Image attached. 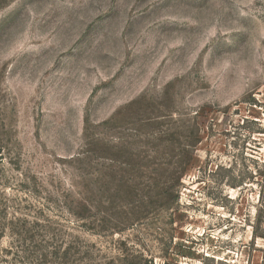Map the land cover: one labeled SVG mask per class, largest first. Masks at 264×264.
<instances>
[{"label": "rangeland", "instance_id": "obj_1", "mask_svg": "<svg viewBox=\"0 0 264 264\" xmlns=\"http://www.w3.org/2000/svg\"><path fill=\"white\" fill-rule=\"evenodd\" d=\"M263 162L264 0H0V264H264Z\"/></svg>", "mask_w": 264, "mask_h": 264}, {"label": "trees", "instance_id": "obj_2", "mask_svg": "<svg viewBox=\"0 0 264 264\" xmlns=\"http://www.w3.org/2000/svg\"><path fill=\"white\" fill-rule=\"evenodd\" d=\"M263 168H264V162L262 164ZM264 193V192H263ZM262 193V194H263ZM263 198V197H262ZM257 237H261V238H264V234H260L259 232H257L256 229H254L252 231V238L253 239H256ZM140 258V261H136L134 262V264H153V261L151 258H146V257H139Z\"/></svg>", "mask_w": 264, "mask_h": 264}]
</instances>
